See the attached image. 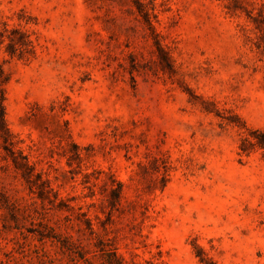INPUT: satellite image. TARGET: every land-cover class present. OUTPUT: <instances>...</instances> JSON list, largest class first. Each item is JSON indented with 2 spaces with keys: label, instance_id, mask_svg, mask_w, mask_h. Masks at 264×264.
Segmentation results:
<instances>
[{
  "label": "rangeland",
  "instance_id": "1",
  "mask_svg": "<svg viewBox=\"0 0 264 264\" xmlns=\"http://www.w3.org/2000/svg\"><path fill=\"white\" fill-rule=\"evenodd\" d=\"M0 101V264H264V0H0Z\"/></svg>",
  "mask_w": 264,
  "mask_h": 264
},
{
  "label": "trees",
  "instance_id": "2",
  "mask_svg": "<svg viewBox=\"0 0 264 264\" xmlns=\"http://www.w3.org/2000/svg\"><path fill=\"white\" fill-rule=\"evenodd\" d=\"M0 128L1 130L6 133L9 134V130L7 129L6 125H5V120H4V106L2 104V101H0ZM254 132H256L255 134L260 135V137H258L256 144L262 148H264V132L263 131H258L255 130ZM4 139L6 140V138L4 137ZM242 150H245V147H241ZM114 256V261L110 264H122L121 259L117 256V255H113ZM205 264H214L211 261H208Z\"/></svg>",
  "mask_w": 264,
  "mask_h": 264
}]
</instances>
